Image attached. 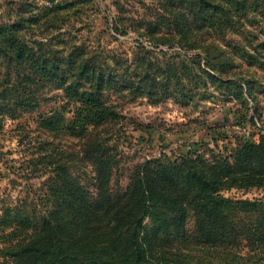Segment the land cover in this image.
<instances>
[{"label": "trees", "instance_id": "1", "mask_svg": "<svg viewBox=\"0 0 264 264\" xmlns=\"http://www.w3.org/2000/svg\"><path fill=\"white\" fill-rule=\"evenodd\" d=\"M158 9L138 28L145 26L141 35L153 44L180 48L172 71L153 64L141 45L132 61L74 44L63 54L26 39L23 31L36 17L0 24V123L35 111L44 89L60 90L62 110L40 114L37 124L79 138L94 171L89 187L72 174L68 155H43L50 174L42 207H0V264H264V202L223 194L264 189V129L247 137L212 130L209 141L137 163L124 188L111 185L114 156L96 132L120 122L109 92L158 102L172 81L202 88L217 82L233 86L234 99L256 101L254 80L236 82L222 72L241 66L237 54L256 63L248 46L226 37L264 34V0H160ZM189 51L199 53L187 57Z\"/></svg>", "mask_w": 264, "mask_h": 264}, {"label": "rangeland", "instance_id": "2", "mask_svg": "<svg viewBox=\"0 0 264 264\" xmlns=\"http://www.w3.org/2000/svg\"><path fill=\"white\" fill-rule=\"evenodd\" d=\"M159 1L0 0V24L36 17L37 23L28 25L23 31L26 39L44 40L61 49L63 54L74 44L97 54L117 55L132 61L141 45L148 51L153 64L160 62L163 69L172 71L174 62L178 65L180 59L174 53H182L180 48L175 44H153L141 35L146 32L145 26L138 28L142 22L154 19ZM158 13H161L160 9ZM226 39L241 40L255 57L256 63L249 66L248 60L237 54L235 59L241 66L229 73L222 72L223 77L229 75L236 82L240 77L254 80V104L249 100L246 104L243 99H234L231 85L209 82L207 88H202L200 84L186 83L187 78L183 80L185 86L172 81L168 96L158 102L145 96H133L127 91L107 94L106 100L115 106L120 122L109 123L96 132L105 138L109 153L114 156L111 181L114 188L126 186L137 163L161 153L174 156L196 142L209 141L212 130L239 135L241 126L235 124L237 118L247 120L245 128L249 133L264 129V34H248L243 40L238 33H229ZM195 53L199 51H189L185 55L191 57ZM4 69L0 60V83L5 79ZM40 95L41 102L35 111L22 113L16 119L6 117L0 123V207L14 203L28 204L36 210L42 207L45 179L50 174L43 155L48 153L53 157L68 155L72 174L92 187L94 171L83 158L82 141L61 132L49 133L37 124L40 114L62 110L65 103L62 92L46 88ZM64 115L70 116L69 113ZM251 116L255 126L249 120ZM230 147L228 143L227 149ZM223 194L264 202V189L261 188L231 189Z\"/></svg>", "mask_w": 264, "mask_h": 264}, {"label": "built area", "instance_id": "3", "mask_svg": "<svg viewBox=\"0 0 264 264\" xmlns=\"http://www.w3.org/2000/svg\"><path fill=\"white\" fill-rule=\"evenodd\" d=\"M240 130H241L240 132L242 135H244L246 137L250 135L249 130L246 129L245 126H241Z\"/></svg>", "mask_w": 264, "mask_h": 264}]
</instances>
